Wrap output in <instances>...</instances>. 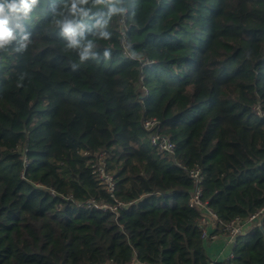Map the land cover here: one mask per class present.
Returning a JSON list of instances; mask_svg holds the SVG:
<instances>
[{
  "label": "trees",
  "instance_id": "trees-1",
  "mask_svg": "<svg viewBox=\"0 0 264 264\" xmlns=\"http://www.w3.org/2000/svg\"><path fill=\"white\" fill-rule=\"evenodd\" d=\"M64 4L40 0L20 21L26 50L0 51V264H264L252 225L232 260L211 259L189 176L203 174L202 200L226 224L264 209V0H124L131 54L155 61L143 71L123 54L120 14L80 64L58 13L93 39L109 10L90 0L73 18ZM101 152L114 198L93 172Z\"/></svg>",
  "mask_w": 264,
  "mask_h": 264
},
{
  "label": "built area",
  "instance_id": "built-area-1",
  "mask_svg": "<svg viewBox=\"0 0 264 264\" xmlns=\"http://www.w3.org/2000/svg\"><path fill=\"white\" fill-rule=\"evenodd\" d=\"M125 13L122 16L119 27L123 54L125 58L139 62L140 68L143 71L144 68L153 66L155 61L149 60L148 58L140 55L131 54L127 39L129 25L125 21ZM257 113L262 116V113L259 111V109H257ZM143 127L149 133V140L151 144L159 152L167 155L169 158L175 161L176 145L171 141L169 136L160 132V122L157 119H146L143 121ZM93 168V172L99 184L114 198L116 190L115 179L114 176L107 171V162L103 152L97 155V159L94 162ZM189 176L194 180L196 186V189L190 199V206L201 211L202 218L199 227L202 232V236L205 241H212L221 235H225L228 238V242L231 246V251L227 258V261H230L234 258L233 248L237 244V238L243 236L246 233V228L248 226H259V221L264 215V209L252 215L245 223H242L239 219H236L226 224L212 212V210L207 206V202L202 200L200 184L204 178L203 174L199 170H192L189 172ZM52 194L54 195V192H52ZM87 205L89 208L98 209L104 212H116L121 203L117 202L116 206H112L108 204H97L91 201L87 202Z\"/></svg>",
  "mask_w": 264,
  "mask_h": 264
},
{
  "label": "clouds",
  "instance_id": "clouds-1",
  "mask_svg": "<svg viewBox=\"0 0 264 264\" xmlns=\"http://www.w3.org/2000/svg\"><path fill=\"white\" fill-rule=\"evenodd\" d=\"M90 0H65L64 8L68 16L87 17L89 9L84 5L89 4ZM124 0H91L93 5H107L108 18L102 22L98 21L94 26L98 29L93 39H87L84 36L83 24L74 23V19H68L64 12L58 13L63 16L62 19H56V27L60 28L61 35L68 40L67 49L78 50L80 64L85 63L89 57H95L94 49L97 47L96 40H109L111 33L104 30L111 17L115 14L123 15L127 10L121 7ZM40 0H0V51L5 50L13 41L19 39V47L15 51L22 52L26 50L31 42L30 34L25 31L21 20H28L34 9L38 6ZM13 22L14 26H13ZM19 30V34L17 33ZM105 60L110 59V52L104 51ZM73 67H76L74 64Z\"/></svg>",
  "mask_w": 264,
  "mask_h": 264
},
{
  "label": "crops",
  "instance_id": "crops-1",
  "mask_svg": "<svg viewBox=\"0 0 264 264\" xmlns=\"http://www.w3.org/2000/svg\"><path fill=\"white\" fill-rule=\"evenodd\" d=\"M250 226L246 228V232L250 230ZM207 252L214 262H226L231 251L228 238L225 235L217 237L215 240L206 241Z\"/></svg>",
  "mask_w": 264,
  "mask_h": 264
},
{
  "label": "water",
  "instance_id": "water-1",
  "mask_svg": "<svg viewBox=\"0 0 264 264\" xmlns=\"http://www.w3.org/2000/svg\"><path fill=\"white\" fill-rule=\"evenodd\" d=\"M258 227H259V229H260V231H261V233L263 234V237H264V215L261 217Z\"/></svg>",
  "mask_w": 264,
  "mask_h": 264
}]
</instances>
